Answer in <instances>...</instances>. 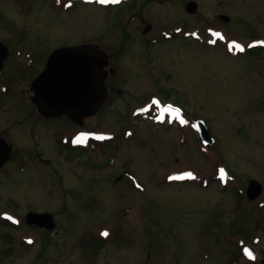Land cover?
Returning a JSON list of instances; mask_svg holds the SVG:
<instances>
[{"label": "rangeland", "instance_id": "obj_1", "mask_svg": "<svg viewBox=\"0 0 264 264\" xmlns=\"http://www.w3.org/2000/svg\"><path fill=\"white\" fill-rule=\"evenodd\" d=\"M24 1L30 7L0 0V37L18 35L26 46H35L37 72L53 48L87 41L98 31L101 48L110 52L119 47L118 40L110 43L108 21L99 19L102 9L95 5L55 11L52 0ZM200 2L205 10L215 7L210 0ZM147 12L159 23L189 21L166 5L150 4ZM259 13H264V0H238L233 19L241 22L239 18ZM206 23H189L191 38L180 31L175 32L180 38L150 46L143 67L124 45L112 65L116 74L107 80L123 92L110 90L102 108L82 125L65 116L36 117L31 140L21 135L24 124L16 125L29 121H16L25 108L11 114L4 124L10 143L31 147L34 157L18 156L0 169V220L12 223H0V249L11 245L13 251L0 264H230L235 250L244 246L253 247L257 256L252 261L242 257L239 264L259 263L264 229L254 246L231 236L256 232V220L264 228V59L232 55L221 37L206 33ZM234 24L243 39L264 36V24ZM222 27L212 28L222 33ZM208 37L215 43L208 44ZM250 44L239 39L231 51L241 52ZM152 94L183 105L191 118L203 119L216 143L204 148L186 124L153 119L158 106L146 105L150 118L131 119V107ZM81 132L94 133L83 138H110L118 149L105 144L104 151L91 154L94 163L85 154L67 159L59 142L77 140ZM217 165L228 170L224 187L210 179L217 175ZM123 171L135 180L120 178ZM185 172L194 175L183 176ZM176 177L191 181H171ZM250 178L263 186L254 201L245 196ZM31 209L54 212L55 230L27 226L24 216ZM238 227L248 230L235 233ZM91 238L107 239L96 255L80 244Z\"/></svg>", "mask_w": 264, "mask_h": 264}, {"label": "flooded vegetation", "instance_id": "obj_2", "mask_svg": "<svg viewBox=\"0 0 264 264\" xmlns=\"http://www.w3.org/2000/svg\"><path fill=\"white\" fill-rule=\"evenodd\" d=\"M66 1L74 2L75 9L80 5H95L102 9L99 19L102 22H110V36L113 38L110 43L115 42L116 45L117 40L120 42L119 47L112 46V48L114 47L113 50L110 52L106 51L110 60L108 68L114 70L112 75L116 74V70L112 66L115 56L122 50L124 45L127 46L129 56L135 59L138 65L142 67L148 48L164 39L166 32L172 34L175 31V26L187 28L190 27L189 23H195V21L207 22L206 26L211 28L214 25H221L223 26L224 38L232 40L241 38L236 33L237 30L234 28V23H236V26L241 23L251 24L252 22L264 24V13L257 14L253 19L241 17L242 19L237 18L241 22L234 21L233 18L236 16L233 14V9L238 0H210V5H214L213 9L216 8L215 10L210 8L205 10L201 6L200 0H181V3L176 2V0H110V2L105 4H101V0H52V5L55 7L54 10H67ZM191 2H195L194 9L189 7ZM150 4L166 5L173 11L182 13L190 22L169 20L168 22L162 21L163 23H159L151 12H147ZM217 8L221 9V11ZM207 16L208 19L206 18ZM129 25L130 28H128ZM150 34H152L151 37H147ZM96 38L100 40V34H96ZM12 39L8 46L11 48L10 56L5 60L4 67L0 73V135L6 139L11 137L8 126L4 124L13 112H19L25 108L24 115L16 118V121L24 119L29 121L16 123V125L24 124L21 127L22 137L32 138L36 131V117L48 120L38 113L37 106L32 101L34 93L31 88V80L36 76V54L33 51L35 46H26V43L20 40L18 35L13 42ZM251 39L264 40V36L259 35L248 38V40ZM252 53L254 56L261 55L260 49ZM10 57L15 61H11L8 64ZM107 87L118 94L121 93V90L115 88L112 83L107 84ZM26 123H28V126H25Z\"/></svg>", "mask_w": 264, "mask_h": 264}, {"label": "water", "instance_id": "obj_3", "mask_svg": "<svg viewBox=\"0 0 264 264\" xmlns=\"http://www.w3.org/2000/svg\"><path fill=\"white\" fill-rule=\"evenodd\" d=\"M189 7L194 9L195 2ZM7 55V47L0 42V69ZM104 62L103 52L94 45L56 48L32 82L33 101L38 110L46 117L66 114L74 122L82 123L84 117L99 110L107 95L104 86L106 73L102 71ZM195 127L203 144L213 143L202 120L196 121ZM11 152L12 147L0 137V168L10 159ZM261 191L262 185L258 181H249L247 196L250 200L258 197ZM26 221L48 229L55 225L51 213L29 212Z\"/></svg>", "mask_w": 264, "mask_h": 264}, {"label": "snow or ice", "instance_id": "obj_4", "mask_svg": "<svg viewBox=\"0 0 264 264\" xmlns=\"http://www.w3.org/2000/svg\"><path fill=\"white\" fill-rule=\"evenodd\" d=\"M102 2H106V0H102ZM209 31H212V29H209ZM215 35L217 36V37H221L223 34L222 33H220V32H215ZM213 43H214V41H213ZM256 43H264V41H256ZM237 45V41H235V40H233V41H231L230 42V44H229V47H233V46H236ZM241 48L243 47V45H239ZM176 111L177 112H179V109H176ZM158 118H162V117H158ZM182 122H186V121H184L183 119H182ZM88 135H94V133H86V132H81V133H79V136L77 137V139H81V138H83V137H85V136H88ZM221 171H223V169H221ZM183 176H189V177H191V176H193L194 174L192 173V172H185V173H183L182 174ZM5 215H7V213H5ZM107 233L105 232V235H106ZM245 253L247 254V255H249V256H252V252L249 250V249H247V248H245ZM254 258V257H253Z\"/></svg>", "mask_w": 264, "mask_h": 264}, {"label": "trees", "instance_id": "obj_5", "mask_svg": "<svg viewBox=\"0 0 264 264\" xmlns=\"http://www.w3.org/2000/svg\"><path fill=\"white\" fill-rule=\"evenodd\" d=\"M68 148L69 149H73L72 147H71V145L70 144H68ZM244 230L246 231V230H248L247 228H244ZM101 244H103V242L102 241H100V242H89L88 244H87V246H90V248H96V246H100ZM12 254V248H11V246L10 247H8V248H3V249H0V262H2V259H4L5 257H8V256H10Z\"/></svg>", "mask_w": 264, "mask_h": 264}]
</instances>
